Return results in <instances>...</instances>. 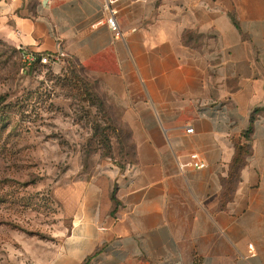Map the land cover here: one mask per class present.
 Wrapping results in <instances>:
<instances>
[{
	"label": "crops",
	"instance_id": "crops-1",
	"mask_svg": "<svg viewBox=\"0 0 264 264\" xmlns=\"http://www.w3.org/2000/svg\"><path fill=\"white\" fill-rule=\"evenodd\" d=\"M104 5L0 0L1 34L96 77L132 142L131 163L58 190L53 264H264V0H115L121 38ZM192 154L206 167L182 170Z\"/></svg>",
	"mask_w": 264,
	"mask_h": 264
},
{
	"label": "rangeland",
	"instance_id": "rangeland-1",
	"mask_svg": "<svg viewBox=\"0 0 264 264\" xmlns=\"http://www.w3.org/2000/svg\"><path fill=\"white\" fill-rule=\"evenodd\" d=\"M11 42L0 32V264H53L72 227L58 190L131 163L132 142L96 77L29 67Z\"/></svg>",
	"mask_w": 264,
	"mask_h": 264
},
{
	"label": "built area",
	"instance_id": "built-area-1",
	"mask_svg": "<svg viewBox=\"0 0 264 264\" xmlns=\"http://www.w3.org/2000/svg\"><path fill=\"white\" fill-rule=\"evenodd\" d=\"M11 1L15 2L16 0H11ZM114 2L115 0H105L104 9L109 13V16L107 18V25L116 38H121L122 32L116 18V12L111 7ZM23 58L28 65H31L35 61L34 55L25 50L23 52ZM52 63H54V60L52 61L51 57L50 58H48L47 56L41 57L40 64L51 65ZM191 132H193V129L188 128L187 133H191ZM205 167H206V163L200 159L198 154H192L188 162L180 165V168L182 170H186L188 168L203 169ZM248 249L250 253H253L254 248L252 244L248 245Z\"/></svg>",
	"mask_w": 264,
	"mask_h": 264
},
{
	"label": "trees",
	"instance_id": "trees-1",
	"mask_svg": "<svg viewBox=\"0 0 264 264\" xmlns=\"http://www.w3.org/2000/svg\"><path fill=\"white\" fill-rule=\"evenodd\" d=\"M35 57V61L29 65V67H33L35 65H42L40 64V60L42 56H47L48 58H50L51 56H49L48 54H33ZM64 61V65L63 67H65L66 65H76L73 61H69L67 58H63ZM260 111V109H257L253 112L252 118H251V124L254 123V116L255 114H257ZM250 132H251V128H250ZM251 155V150L249 146H242L240 144H238L236 146V152H235V156H234V160H233V168L234 171L237 172V170H239L241 167H243L246 163V158L248 156ZM115 191L112 194V200L114 201L115 205L118 204L117 200H116V196H115Z\"/></svg>",
	"mask_w": 264,
	"mask_h": 264
}]
</instances>
